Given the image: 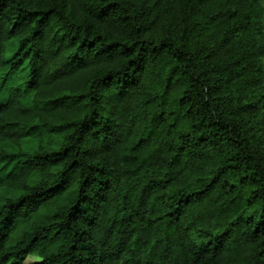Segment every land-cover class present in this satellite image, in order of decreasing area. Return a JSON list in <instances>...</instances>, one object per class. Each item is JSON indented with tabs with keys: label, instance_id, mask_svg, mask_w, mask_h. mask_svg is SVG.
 <instances>
[{
	"label": "clouds",
	"instance_id": "clouds-1",
	"mask_svg": "<svg viewBox=\"0 0 264 264\" xmlns=\"http://www.w3.org/2000/svg\"><path fill=\"white\" fill-rule=\"evenodd\" d=\"M0 264H264V0H0Z\"/></svg>",
	"mask_w": 264,
	"mask_h": 264
}]
</instances>
